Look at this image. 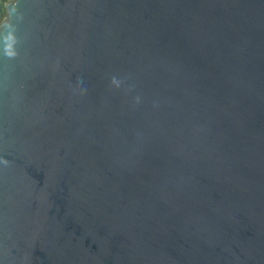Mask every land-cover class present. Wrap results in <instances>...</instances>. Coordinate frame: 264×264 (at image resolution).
Wrapping results in <instances>:
<instances>
[{"label":"water","instance_id":"95a60500","mask_svg":"<svg viewBox=\"0 0 264 264\" xmlns=\"http://www.w3.org/2000/svg\"><path fill=\"white\" fill-rule=\"evenodd\" d=\"M0 264H264V0H8Z\"/></svg>","mask_w":264,"mask_h":264},{"label":"trees","instance_id":"16d2710c","mask_svg":"<svg viewBox=\"0 0 264 264\" xmlns=\"http://www.w3.org/2000/svg\"><path fill=\"white\" fill-rule=\"evenodd\" d=\"M8 0H0V23L6 16L5 4Z\"/></svg>","mask_w":264,"mask_h":264}]
</instances>
